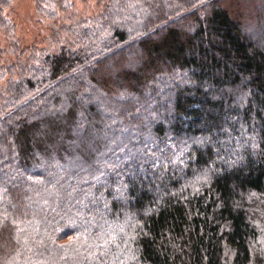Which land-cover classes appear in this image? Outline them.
<instances>
[{
	"label": "trees",
	"instance_id": "1",
	"mask_svg": "<svg viewBox=\"0 0 264 264\" xmlns=\"http://www.w3.org/2000/svg\"><path fill=\"white\" fill-rule=\"evenodd\" d=\"M10 2L0 264H264V0Z\"/></svg>",
	"mask_w": 264,
	"mask_h": 264
},
{
	"label": "rangeland",
	"instance_id": "2",
	"mask_svg": "<svg viewBox=\"0 0 264 264\" xmlns=\"http://www.w3.org/2000/svg\"><path fill=\"white\" fill-rule=\"evenodd\" d=\"M100 1L69 0L68 4H73L79 12L88 15L101 9ZM38 5L39 0H11L8 9L5 11L2 9L4 15L11 18L12 24L15 23L16 33L22 37L23 42H40L48 32V28L44 27L45 22L40 23L38 19ZM2 28L0 26V42L4 43ZM46 168H39L37 171H46Z\"/></svg>",
	"mask_w": 264,
	"mask_h": 264
}]
</instances>
